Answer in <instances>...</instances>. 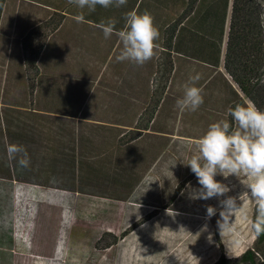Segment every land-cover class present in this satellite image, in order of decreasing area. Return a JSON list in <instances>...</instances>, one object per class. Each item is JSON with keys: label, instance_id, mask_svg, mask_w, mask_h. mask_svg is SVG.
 <instances>
[{"label": "rangeland", "instance_id": "obj_1", "mask_svg": "<svg viewBox=\"0 0 264 264\" xmlns=\"http://www.w3.org/2000/svg\"><path fill=\"white\" fill-rule=\"evenodd\" d=\"M4 1L0 217H12L0 223V264H51L44 259L61 250L66 264H215L222 256L248 264V250L264 260V241L251 227L255 205L239 199L248 178L217 174L230 191L193 199L201 186L186 165L211 123H233L230 107L254 102L264 110V53L247 95L226 70L228 30L217 68L190 57L197 48L191 43L186 54L168 49L166 29L186 6L127 0L89 12L68 0ZM255 3L264 30V0ZM130 11L150 12L160 32L157 54L143 66L118 62L120 40L105 39L96 27L114 19L120 30ZM197 73L204 103L180 113L176 101ZM13 143L25 147L29 167L8 158ZM227 197L241 210L230 218L234 231L221 234L220 201ZM19 201L33 218L18 216ZM208 206L216 209L211 218ZM50 240L53 252L44 256Z\"/></svg>", "mask_w": 264, "mask_h": 264}, {"label": "clouds", "instance_id": "obj_2", "mask_svg": "<svg viewBox=\"0 0 264 264\" xmlns=\"http://www.w3.org/2000/svg\"><path fill=\"white\" fill-rule=\"evenodd\" d=\"M68 3L80 10L93 12L98 5L103 8L113 5L121 7L127 4V0H68ZM74 19L83 22V13L76 15ZM116 23V20L109 19L101 21L96 27L102 30L105 39L115 34L120 40L122 48L116 56L118 62L128 61L143 66L156 56L160 32L150 12H128L124 27L120 30L116 29ZM200 79L201 76L197 73L190 76L189 82L184 85L183 96L176 101L180 113L195 112L203 105V87L196 86ZM227 114L233 123L227 119L211 123L206 133L196 142L198 153L192 155L186 164L201 186L194 191L192 198L207 200L229 192L228 186L215 179L217 174L225 178L244 175L248 178L245 186L249 191L244 192L239 199L246 198L254 203L255 217L251 227L255 236L260 237L264 235V110L259 109L254 102L247 105L237 103L228 109ZM6 151L8 158L17 160L20 167H29L30 157L24 146L9 144ZM220 204V232L231 233L234 228L230 218L241 210L240 205H237L233 197L221 200ZM215 214L216 209L208 206V218Z\"/></svg>", "mask_w": 264, "mask_h": 264}, {"label": "trees", "instance_id": "obj_3", "mask_svg": "<svg viewBox=\"0 0 264 264\" xmlns=\"http://www.w3.org/2000/svg\"><path fill=\"white\" fill-rule=\"evenodd\" d=\"M166 1L172 2L175 7L186 6L187 11L181 14L169 30L166 29L168 49L172 50L176 46L179 53L186 54L189 49L192 51L193 46L188 47L191 43L197 48H193V56L189 55L190 57L217 68L223 60V39L228 30L226 70L240 90L249 95L251 79L257 75L258 62L264 53V30L254 18L257 13L255 0ZM4 3V0H0V18ZM161 3L159 1L162 7ZM38 58L39 55L35 54L34 60L37 61ZM259 238L264 241V235ZM52 250L50 240L40 252L48 256ZM55 255L44 260H52ZM243 260L248 264H264V260L259 261L252 250L243 255ZM231 263L230 259L222 256L215 264Z\"/></svg>", "mask_w": 264, "mask_h": 264}, {"label": "crops", "instance_id": "obj_4", "mask_svg": "<svg viewBox=\"0 0 264 264\" xmlns=\"http://www.w3.org/2000/svg\"><path fill=\"white\" fill-rule=\"evenodd\" d=\"M49 195L54 197L57 194L52 192ZM24 205L26 206L27 204H24L23 201H21V202L19 201V202L16 203L15 209L19 212L18 216L21 219L27 218V220H28L29 217L33 218V216H31L32 214L30 212L25 211V210L22 209ZM11 217H12V214L10 212H6L5 213V218L4 217H0V223L3 224V225H8L7 222H10L11 221ZM65 223H68V222H65ZM54 260H57L58 262L55 263ZM47 261L50 262L51 264H66L67 263V261H66V255H65V253L62 250L61 251H58L56 253L54 259L47 260Z\"/></svg>", "mask_w": 264, "mask_h": 264}]
</instances>
